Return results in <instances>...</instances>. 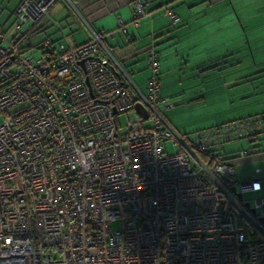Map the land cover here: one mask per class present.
Wrapping results in <instances>:
<instances>
[{
    "label": "built area",
    "instance_id": "1",
    "mask_svg": "<svg viewBox=\"0 0 264 264\" xmlns=\"http://www.w3.org/2000/svg\"><path fill=\"white\" fill-rule=\"evenodd\" d=\"M55 1L21 0L0 27V264H264L262 180L238 181L202 155L264 123L180 134L162 111L173 103L159 93L157 51L146 49L142 91L105 44L111 32L78 45L44 38L37 57L24 54ZM254 155L240 149L235 161Z\"/></svg>",
    "mask_w": 264,
    "mask_h": 264
},
{
    "label": "crops",
    "instance_id": "2",
    "mask_svg": "<svg viewBox=\"0 0 264 264\" xmlns=\"http://www.w3.org/2000/svg\"><path fill=\"white\" fill-rule=\"evenodd\" d=\"M60 1L67 9L62 18L71 15L88 27L81 41L69 44L86 42L92 32H111L105 41L122 65L142 55L147 70L145 49L157 46L161 91L175 105H210L202 115L215 123L264 111V0H141L144 15L136 26L135 0ZM164 7L173 9L177 24ZM57 25L55 32L62 34L65 25ZM64 36L74 38V32L52 40ZM147 76L148 71L138 76L140 87Z\"/></svg>",
    "mask_w": 264,
    "mask_h": 264
},
{
    "label": "rangeland",
    "instance_id": "3",
    "mask_svg": "<svg viewBox=\"0 0 264 264\" xmlns=\"http://www.w3.org/2000/svg\"><path fill=\"white\" fill-rule=\"evenodd\" d=\"M18 0H0V21L6 19L12 9L15 7ZM67 1V0H66ZM71 9V8H70ZM67 9L62 5L61 1L58 0L52 8H50L47 14L40 20L38 26L43 27L41 31H39L35 36L30 38V44L37 45L42 41L44 38H55L57 36H62L63 34H67V32L72 30L74 32V38L70 36H64L60 40L62 42L69 43L73 39L76 41H81L85 34V29L88 30V27L80 23L76 17L69 15L68 20L62 18V16L66 15ZM71 13V12H70ZM133 14V13H132ZM9 19V18H8ZM65 25L64 32L62 34H57L55 29L58 27L57 24ZM67 23V24H66ZM105 26L109 25V22L104 23ZM96 27V26H95ZM157 49V46H155ZM24 54H30L32 56H38L39 51L35 50L34 48H29L25 51ZM132 64L131 62H125L122 65L123 70L129 74L130 78L137 84L138 83V76L142 77V75L147 73V69L145 68L146 62L142 55L138 58V61ZM149 75V71H148ZM242 75V73L240 74ZM165 78V77H162ZM142 87V86H141ZM143 88V87H142ZM164 94V93H163ZM166 95V94H164ZM169 96V95H168ZM169 101L173 103L174 107L167 109L165 111L166 117L169 121L179 130V132H190L197 128L205 127L208 125L214 124V121L206 120L207 116L202 115L205 111L209 110L210 105L207 107H196L191 106L185 107L184 105H175V102L172 97L169 98ZM117 120L119 122L118 132L120 134L124 133L126 130V126L129 122L127 114H121L117 116ZM148 124V123H146ZM258 144L256 149L264 148V140L257 141L256 143H252L251 145ZM250 145V143H249ZM248 144L246 141H235V142H228L222 146L223 150L225 151H235L240 148L247 147ZM165 148L168 153H173L174 148L171 147L170 142H165ZM252 156L245 158L244 160L236 161L232 164V170L234 172L235 178L238 181L250 180L254 178H259L262 180V192L260 191V195H264V171L255 172V167H264V158L256 157L255 159L251 158ZM245 196H249L245 194Z\"/></svg>",
    "mask_w": 264,
    "mask_h": 264
},
{
    "label": "trees",
    "instance_id": "4",
    "mask_svg": "<svg viewBox=\"0 0 264 264\" xmlns=\"http://www.w3.org/2000/svg\"><path fill=\"white\" fill-rule=\"evenodd\" d=\"M21 0H18L17 1V3H16V5L20 2ZM58 0H56L55 1V3L57 2ZM141 1V0H140ZM54 3V4H55ZM142 3V2H141ZM15 5V6H16ZM142 5H143V3H142ZM15 8V7H14ZM14 8L12 9V11L10 12V14H9V16L6 18V19H4V20H2V21H0V27H1V29H2V31H8V30H10L11 29V27H12V25L14 24V22H15V17H14V15H13V10H14ZM135 9V8H134ZM172 9V8H171ZM173 10V9H172ZM134 11V10H133ZM175 13V12H174ZM47 14V13H46ZM176 14V13H175ZM178 17V16H177ZM9 18V19H8ZM42 19V18H41ZM40 19V20H41ZM40 20L36 23V24H34L29 30H27L26 31V36H27V40L26 41H24V42H22L23 43V48H22V50H24V53H25V51L27 50V49H29V48H34L35 50H37V51H39V53H40V49H39V44H37V45H31L30 44V38L31 37H33V36H35L39 31H41L42 30V27L41 26H38V23L40 22ZM179 22V17H178V20L176 21V22H174V23H172L171 22V24H177ZM100 32V31H99ZM47 38H49V37H47ZM51 39V38H50ZM52 40V39H51ZM41 42V41H40ZM52 42H55V43H60V42H62L61 40H52ZM21 43V44H22ZM105 44H106V41H105ZM107 45V44H106ZM150 46V45H149ZM108 47V46H107ZM151 47V46H150ZM109 48V47H108ZM147 48H149V47H146V49ZM152 48H154L156 51H157V53H158V57H159V52H158V50L155 48V45L153 44L152 45ZM146 49H145V52H146ZM109 51L111 52V54L115 57V55H114V53H113V51L109 48ZM35 57H37V56H35ZM116 58V57H115ZM117 59V58H116ZM118 60V62L120 63V65L122 66V63L119 61V59H117ZM158 60H159V58H158ZM147 67H148V65H147ZM148 71H149V75L147 76V78L145 79V82H144V87L143 88H141L138 84H136L131 78H130V76H129V74H127L128 76H129V78L132 80V82H133V84L135 85V86H137L140 90H142V91H145V88H146V85H147V80H148V77L150 76V74H151V71H150V69L148 68ZM159 74H160V62H159ZM159 86H160V75H159ZM159 93L162 95V96H168V94H166V95H164L163 93H162V91H161V87L159 88ZM169 98L171 97L170 95L168 96ZM173 107H174V105H173ZM172 107V108H173ZM167 109H170V108H166V109H162V111H163V113H164V115L166 116V114H165V111L167 110ZM167 118V117H166ZM247 118H255V119H253V120H256V119H259L260 121H262V123H264V111H261V112H257V113H253V114H249V115H245V116H241V117H236V118H233V119H230V120H227V121H224V122H220V123H215V124H212V125H210V126H208V127H204V128H198V129H195V130H193V131H190V132H179V130L169 121V119L167 118V120L169 121V123L176 129V131L177 132H179L180 134H182V135H187V134H190V133H193V132H195V131H199V130H202V129H205V128H213V127H219V126H221L222 124H224V123H227V122H230V121H233V120H243V119H247ZM146 123H148L149 124V122H146ZM145 123V124H146ZM148 124H146V125H148ZM253 137L251 138V139H249V140H246V139H236V140H234V141H232V142H235V141H246L247 142V144H248V146L247 147H245L246 149H249V150H251V149H254V151H255V155L254 156H258V155H262V154H264V148H261V149H256L257 148V146H258V144H256V145H251L252 143H256L257 141H261L262 139H264V138H262V137H264V129H261L260 131H255L254 133H253ZM167 141H169V140H167ZM166 141V142H167ZM170 142V141H169ZM228 143V142H227ZM249 143H250V145H249ZM226 143H224L223 145H225ZM171 145V144H170ZM223 145H221V146H217V147H214V148H210L208 151H206V152H204L202 155H213V156H217V157H220L222 160H224V161H226V162H228L229 164H230V166L232 167V164L234 163V162H236L235 160H236V153H237V151L238 150H240V149H245V148H240V149H237V150H235V151H225V150H223V148H222V146ZM172 147V146H171ZM239 161V160H238ZM262 170V169H261ZM261 170H260V172H261ZM256 173H258V172H256Z\"/></svg>",
    "mask_w": 264,
    "mask_h": 264
},
{
    "label": "water",
    "instance_id": "5",
    "mask_svg": "<svg viewBox=\"0 0 264 264\" xmlns=\"http://www.w3.org/2000/svg\"><path fill=\"white\" fill-rule=\"evenodd\" d=\"M237 196L239 197V198H241V194L240 193H237ZM247 206H248V204H246ZM253 211V210H252ZM261 221H264V218H261Z\"/></svg>",
    "mask_w": 264,
    "mask_h": 264
}]
</instances>
